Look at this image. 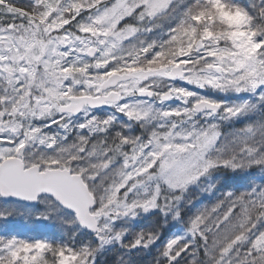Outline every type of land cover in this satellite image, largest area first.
I'll list each match as a JSON object with an SVG mask.
<instances>
[{"label":"snow or ice","instance_id":"snow-or-ice-1","mask_svg":"<svg viewBox=\"0 0 264 264\" xmlns=\"http://www.w3.org/2000/svg\"><path fill=\"white\" fill-rule=\"evenodd\" d=\"M257 176L264 0H0V264H264Z\"/></svg>","mask_w":264,"mask_h":264},{"label":"trees","instance_id":"trees-1","mask_svg":"<svg viewBox=\"0 0 264 264\" xmlns=\"http://www.w3.org/2000/svg\"><path fill=\"white\" fill-rule=\"evenodd\" d=\"M18 2L20 4H24L27 1L26 0H18ZM240 2L244 3L245 5H247L249 3V0H240ZM257 181L258 182L264 181V177L257 176ZM202 199H206V198L202 197ZM154 219H156V218L155 217H145V218H142V219H138L133 224V230L134 231H138L141 227L149 226L151 224L152 220H154ZM25 223H27V222H25ZM178 223L179 222H176V221H170L169 224H168V227L164 231H169V233L171 234L173 229H174V226L179 225ZM45 226H46L45 224L39 225L40 228L38 229V231H40V232L47 231V229H45ZM180 226H181V228H183L184 225L180 224ZM134 255H135L136 259L138 261H141V262H144V260L150 256V254L140 253V252H134ZM114 256H115V253H111L109 255V259L114 258Z\"/></svg>","mask_w":264,"mask_h":264}]
</instances>
